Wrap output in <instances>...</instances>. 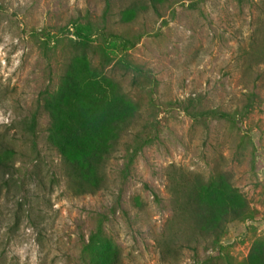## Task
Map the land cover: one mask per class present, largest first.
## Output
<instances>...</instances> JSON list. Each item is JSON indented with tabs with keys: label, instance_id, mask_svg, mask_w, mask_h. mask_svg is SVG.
<instances>
[{
	"label": "rangeland",
	"instance_id": "374dc122",
	"mask_svg": "<svg viewBox=\"0 0 264 264\" xmlns=\"http://www.w3.org/2000/svg\"><path fill=\"white\" fill-rule=\"evenodd\" d=\"M133 3L139 8L125 21L123 9ZM143 3L112 0L103 23L105 0H0V148L15 151L7 159L17 182L0 192V264H84L82 244L101 217L121 264H241L256 241L264 242V0H171L159 11ZM88 17L101 25L91 43L104 41V27L111 57L122 51L109 33L140 37L128 52L157 87L133 92L138 118L107 165L106 187L75 195L48 141L51 120L40 94L57 88L74 43L89 38ZM123 83L130 89L128 77ZM250 92L260 103L240 121L195 123L179 102L234 110ZM37 109L33 135L25 126ZM140 130L155 140L123 178L127 145ZM216 163L230 172L253 217L228 223L220 246L201 243L163 261L158 238L173 214L172 170L208 178Z\"/></svg>",
	"mask_w": 264,
	"mask_h": 264
},
{
	"label": "trees",
	"instance_id": "16d2710c",
	"mask_svg": "<svg viewBox=\"0 0 264 264\" xmlns=\"http://www.w3.org/2000/svg\"><path fill=\"white\" fill-rule=\"evenodd\" d=\"M167 1L171 0H144L140 8L147 4L159 11ZM105 3L103 23L111 12L112 0H105ZM138 8L136 3L127 5L122 12L125 21ZM92 21L90 17L86 18L89 38L74 43L76 50L67 57L57 88L48 86L40 94L41 106L51 120L48 141L59 152L68 186L75 195L95 194L106 187L107 165L138 118L139 102L133 92L147 88L153 93L157 87L152 72L132 59L128 52L140 37L136 33L131 36L109 33L122 51L118 58L111 57L107 50L114 43L106 38L104 27H100L104 41L98 45L91 43V36L100 25L96 22L93 27ZM79 34L83 35L82 29ZM125 77L130 79V89L124 86ZM244 100L241 107L234 110L206 107L199 99L179 102L195 123L207 124L210 119L243 120L260 103V96L250 92ZM38 114L37 109L25 126L33 135L36 134ZM154 140L155 137L144 130L135 132L126 148L123 178L130 176L139 152ZM36 144L33 137V147ZM11 151L0 148V192L4 186L17 184L11 172L14 162L7 159L8 155L15 154ZM215 165L208 178L201 173L172 170L169 189L173 214L158 238L163 261L178 260L182 249L197 251L201 243L206 244L205 248L220 246L228 223L253 217L254 211L234 185L230 172L220 163ZM15 216L17 220L20 218L18 212ZM80 259L84 264H121V249L105 232L104 217L83 242ZM241 264H264L262 240L254 243Z\"/></svg>",
	"mask_w": 264,
	"mask_h": 264
}]
</instances>
